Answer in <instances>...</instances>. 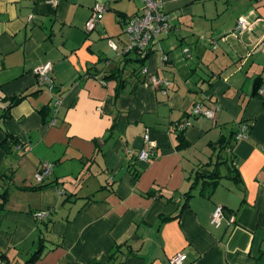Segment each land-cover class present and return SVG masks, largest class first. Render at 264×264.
<instances>
[{"label":"crops","instance_id":"0c3cea01","mask_svg":"<svg viewBox=\"0 0 264 264\" xmlns=\"http://www.w3.org/2000/svg\"><path fill=\"white\" fill-rule=\"evenodd\" d=\"M95 2L106 9L86 31ZM162 3L171 28L139 61L123 55L121 34L140 0H0L6 264H24L41 242L31 264H108L109 251L124 244L134 255L122 264H169L179 252L184 264H264V94L253 93L255 83L264 86V0ZM241 17L250 31L234 32ZM48 61L54 94L35 75ZM115 68L125 79L118 96L113 78L99 79ZM153 75L168 84L153 86ZM17 95L25 96L5 112ZM53 95L60 98L55 112ZM197 102L214 119L191 116ZM184 119L190 125L180 141L174 127ZM242 124L249 134L236 140ZM146 130L155 147L141 161ZM42 162L53 167L38 182ZM213 162L220 176L205 196L196 170ZM217 205L235 222L211 225ZM43 209L51 213L39 221Z\"/></svg>","mask_w":264,"mask_h":264},{"label":"built area","instance_id":"2783aa9c","mask_svg":"<svg viewBox=\"0 0 264 264\" xmlns=\"http://www.w3.org/2000/svg\"><path fill=\"white\" fill-rule=\"evenodd\" d=\"M50 3H55L56 0H49ZM106 7L102 3L95 2L92 7V13L87 19L85 24V30L91 31L95 28L96 23L100 20L102 13L105 11ZM171 28L170 22L167 18V14L163 10L162 0H142V6L139 11L132 17L128 18L125 22L124 31L128 34V41L125 43L122 52L131 53L139 58H145L150 52L152 46L155 42L162 36L169 32ZM245 30H251L249 22L241 17L237 20L234 32L240 33ZM108 45L116 50V44L109 39ZM183 53L188 55V48H183ZM166 57L164 56L163 59ZM145 72V69H142ZM37 83L43 87L47 86L49 90L53 88V79L51 77V63L45 62L43 65L38 67L35 71ZM151 84L155 87H160L162 85L166 86L168 82L164 79L158 78L156 76L150 77ZM165 91V90H163ZM259 95L264 94V86H260L257 90ZM60 103L59 97H53V112L56 111ZM191 116H204L208 119H214L215 111L208 108L203 103L197 102L193 105L190 111ZM54 123V119L50 120ZM188 125L190 121L184 119L176 124L178 130H183ZM249 134V127L246 124L239 126L238 130L234 134L236 140L246 138ZM143 140L147 144V148L140 149L137 154V159L141 161H147L149 158L153 157V148L155 147V142L150 139L147 130L143 135ZM125 151L129 152V148L125 147ZM53 164L50 162H42L39 170L34 174L36 181L40 182L45 177H47L52 172ZM264 185V183H263ZM49 214L48 209H43L35 213V217L42 219ZM226 219L227 223L235 222V215L233 213L225 214L222 206H215L212 210L209 218V223L214 227H218L222 220ZM185 255L182 252L176 253L169 258V264H184ZM0 264H6V261L0 257Z\"/></svg>","mask_w":264,"mask_h":264},{"label":"trees","instance_id":"16d2710c","mask_svg":"<svg viewBox=\"0 0 264 264\" xmlns=\"http://www.w3.org/2000/svg\"><path fill=\"white\" fill-rule=\"evenodd\" d=\"M150 53V52H149ZM149 53L146 55V57L149 55ZM129 53H123L124 56H127ZM145 57V58H146ZM133 60H139V61H142L143 59L145 58H139L138 56H132ZM139 58V59H138ZM142 70V68H141ZM93 77H97L98 76L96 74H93ZM108 78H113L115 81H116V85H115V96H118L121 92V89L124 87V84H125V79L123 78L122 76V69L121 68H115L114 70H112L108 75L104 76L103 78H99L100 81H103L105 79H108ZM38 84V83H37ZM39 85V84H38ZM39 87H43L41 85H39ZM260 87V84L257 82L255 83V86H254V91L253 93L256 94V95H259L257 90L258 88ZM25 95H17V96H12V97H9L7 98V104L6 106L4 107V110L5 112H8L9 109L15 105L17 102H19ZM53 107V106H52ZM51 107V108H52ZM190 114V112H189ZM175 131L177 132V138L180 140V141H183L182 137H181V133L183 130H178L176 127H174ZM220 144L222 146V148H230V142L229 140L228 141H223L221 139L220 141ZM210 167L206 166V167H200L196 170V177H201L205 184L201 187L200 189V194L202 195H205V196H209L210 193L213 191L215 185H216V182H217V179L218 177L220 176L219 175V163L217 162H213L212 164H209ZM212 166V167H211ZM7 191H4L2 194H1V197L3 199V203L5 202L6 200V194ZM190 196V192H186L182 197L184 199V202L182 204V208L185 207L186 205V200L187 198ZM49 210V214L51 213V210ZM228 213H232V212H228ZM49 214L42 218V219H39V218H36V219H39V221H42L44 219H49ZM42 245V242L39 244V246L37 247V249L30 255V257L24 262V264H31L34 259L38 256V254L40 253V249H41V246ZM123 247V248H122ZM134 253L132 252V250L130 249L129 246L127 245H119V246H116L113 250L109 251V260H108V264H122L123 260L125 259H128L130 258L131 256H133Z\"/></svg>","mask_w":264,"mask_h":264},{"label":"rangeland","instance_id":"374dc122","mask_svg":"<svg viewBox=\"0 0 264 264\" xmlns=\"http://www.w3.org/2000/svg\"><path fill=\"white\" fill-rule=\"evenodd\" d=\"M140 1L142 2V0H140ZM103 5H105V4H103ZM105 6H106V5H105ZM103 13H104V12H103ZM103 13H102V14H103ZM101 17H102V16H101ZM100 19H101V18H100ZM99 21H100V20H99ZM121 35H122V38L125 40V42H127L128 39H129L128 34H127L125 31H123V33H122ZM104 41H105L106 44H108L109 39H105ZM105 43H104V44H105ZM114 52H115V51H114ZM157 53H158V52H157ZM44 88H45V91L48 90V91H52L53 94L55 93V91H54L53 88H52L53 90H52V89L49 90L47 86H45ZM47 93H48V92H47ZM56 94H57V93H56ZM49 95L51 96V93H50V92H49ZM53 97H59V95H53V96H52V98H51V105L53 104ZM35 173H36V172H35ZM35 173H34V174H35ZM33 178H34V175H33Z\"/></svg>","mask_w":264,"mask_h":264}]
</instances>
